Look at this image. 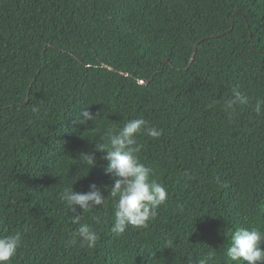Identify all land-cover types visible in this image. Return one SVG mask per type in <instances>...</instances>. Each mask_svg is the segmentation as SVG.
<instances>
[{
    "label": "trees",
    "instance_id": "16d2710c",
    "mask_svg": "<svg viewBox=\"0 0 264 264\" xmlns=\"http://www.w3.org/2000/svg\"><path fill=\"white\" fill-rule=\"evenodd\" d=\"M236 85L251 103L233 120L206 108ZM257 98L264 0H0V229L23 233L10 264H197L210 251V264H229L235 228L264 231ZM84 107L93 123L74 122ZM140 117L163 129L140 137V155L167 201L148 228L121 236L110 204L92 209L81 223L98 232L96 247L69 244L79 224L59 194L95 183L107 197L113 180L96 145ZM90 152L96 165L76 179Z\"/></svg>",
    "mask_w": 264,
    "mask_h": 264
},
{
    "label": "clouds",
    "instance_id": "9594fccd",
    "mask_svg": "<svg viewBox=\"0 0 264 264\" xmlns=\"http://www.w3.org/2000/svg\"><path fill=\"white\" fill-rule=\"evenodd\" d=\"M251 97L241 91L239 85L233 86L230 95L219 100H212L206 105L208 109L220 106L226 118L231 121L237 114L249 106ZM252 111L260 116L264 113V98H257L251 105ZM33 112L38 111L35 107ZM98 114H93L88 107L82 108L77 114L76 120L79 124L95 121ZM163 134V129L142 117L128 119L122 127H109L101 139L106 137V142L96 145V150L104 153L101 157L106 161L104 174L112 178L113 184L108 189L107 197L101 188L95 183L88 186L86 192H76L71 186H65L59 194L60 199L68 206V211L73 215L71 223L79 224L74 237L68 241L76 244L77 238L81 247L94 249L99 239L98 232L88 223H81L82 214L92 209H99L110 204L112 208L113 223L110 232L121 236L129 227L133 229L148 228L149 222L158 216V209L168 199V191L159 180L156 170L143 162L141 151L144 147L140 137L147 136L157 140ZM94 152L82 153L79 157L81 171L77 174L86 176L88 170L96 165ZM99 206V207H97ZM77 208L81 211L77 214ZM93 223H103V217L96 215L92 217ZM0 224H3L0 218ZM230 243L226 249V257L229 264H264V231L258 227H237L230 237ZM23 244V233L16 232L8 234L6 229H0V264H10L17 250ZM164 248L174 250V240L165 238ZM214 252H209L206 257L200 259L197 264H210Z\"/></svg>",
    "mask_w": 264,
    "mask_h": 264
},
{
    "label": "water",
    "instance_id": "95a60500",
    "mask_svg": "<svg viewBox=\"0 0 264 264\" xmlns=\"http://www.w3.org/2000/svg\"><path fill=\"white\" fill-rule=\"evenodd\" d=\"M194 54H195V50H194V52H193V55H192V57H191V60L193 59ZM26 102H27V100L25 101V103H26Z\"/></svg>",
    "mask_w": 264,
    "mask_h": 264
}]
</instances>
